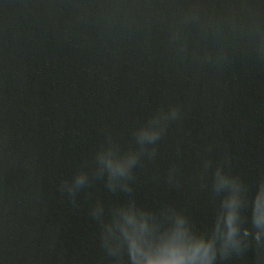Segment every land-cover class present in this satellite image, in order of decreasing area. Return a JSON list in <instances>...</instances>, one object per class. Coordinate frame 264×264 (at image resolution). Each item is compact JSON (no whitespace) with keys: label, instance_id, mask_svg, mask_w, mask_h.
<instances>
[{"label":"water","instance_id":"95a60500","mask_svg":"<svg viewBox=\"0 0 264 264\" xmlns=\"http://www.w3.org/2000/svg\"><path fill=\"white\" fill-rule=\"evenodd\" d=\"M108 150L136 155L129 191L109 187ZM217 171L254 232L264 0H0V264H127L107 225L130 200L208 231ZM243 239L216 264H264V240Z\"/></svg>","mask_w":264,"mask_h":264},{"label":"clouds","instance_id":"9594fccd","mask_svg":"<svg viewBox=\"0 0 264 264\" xmlns=\"http://www.w3.org/2000/svg\"><path fill=\"white\" fill-rule=\"evenodd\" d=\"M175 116V113H172ZM158 133L151 128L142 129L141 142L154 140ZM136 155L114 156L111 150L98 154L102 169L109 174V187L130 177ZM84 177H77L82 184ZM129 191L126 183H119ZM217 192L228 190L221 200L216 219L208 231L195 230L188 218L174 209H163L159 215L139 207L135 201L113 209L107 225L109 251L127 254V264H216L219 256L238 252L244 246V237L252 236L258 243L264 240V186L254 200L251 223L255 231L241 224L242 200L236 182L220 171L214 181Z\"/></svg>","mask_w":264,"mask_h":264}]
</instances>
